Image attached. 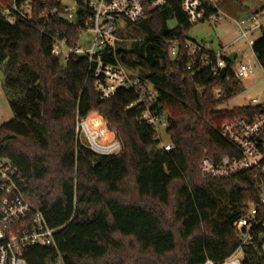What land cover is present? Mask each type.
Returning a JSON list of instances; mask_svg holds the SVG:
<instances>
[{
	"label": "trees",
	"instance_id": "16d2710c",
	"mask_svg": "<svg viewBox=\"0 0 264 264\" xmlns=\"http://www.w3.org/2000/svg\"><path fill=\"white\" fill-rule=\"evenodd\" d=\"M0 1V9L10 2ZM42 1L34 0L32 21L10 24L0 11L2 87L13 113L0 123V156L23 173L28 196L48 225L59 228L57 250L29 247L28 264H56L58 252L64 264L223 262L241 242L234 222L249 202H260V188L249 174L205 177L199 166L203 157L219 160L235 153L221 133L226 121L263 108H218L244 90L243 82L230 70L224 77L209 68L186 70V39L197 23L178 0H167L126 24L121 34L138 39L118 50L129 70L155 85L159 109L168 113L167 132L175 147L160 149L155 130L138 120L140 111L127 108L137 98L132 89L101 99L86 56L63 64L53 55L55 33L71 29L55 22L49 32L38 14L60 0ZM252 47L264 68V31ZM92 112L100 113L121 139V154L100 155L78 142L77 115ZM242 260L264 264V243L244 246Z\"/></svg>",
	"mask_w": 264,
	"mask_h": 264
},
{
	"label": "built area",
	"instance_id": "2783aa9c",
	"mask_svg": "<svg viewBox=\"0 0 264 264\" xmlns=\"http://www.w3.org/2000/svg\"><path fill=\"white\" fill-rule=\"evenodd\" d=\"M178 1L193 23L210 21L217 24L225 16L220 10L221 0ZM45 2L42 1L43 4ZM166 3L167 0H60L57 5L44 6L38 15L49 26V32L50 25L55 22L71 29V33H55L53 55L63 64L76 59V56H86L96 76L95 87L101 99L112 98L121 88L132 89L137 98L127 108H137L140 111L138 120L155 130L158 147L170 151L175 145L167 132L169 116L159 109L155 85L129 70L118 56L119 48L131 41L121 34L125 32L126 24L143 19L149 10L162 8ZM0 4L3 5L1 1ZM36 9L34 0H10L0 11L7 22L16 24L32 21ZM236 24L238 39H245L253 46L252 37L264 31V9ZM172 43L171 53L176 55L178 42L173 40ZM186 48L188 63L185 68L192 73L209 68L217 76L221 75L222 68L227 67L226 76L230 70L235 78L242 80L254 76L257 69L250 56L236 67H229L227 59L231 54H228L227 46L211 50L189 38L186 39ZM110 57L114 61H109ZM236 58L237 54L235 61ZM215 96L221 98L223 91L217 89ZM247 106H261L263 109L256 115L247 114L228 120L221 128L222 135L234 146L235 153L219 160L203 157L199 170L202 176L221 179L251 175L260 188V202H249L246 212L234 222L241 237L237 250L223 262L207 259L203 264H243L242 248L257 242L264 243V103L253 98ZM76 137L78 142L100 155H119L123 151L121 139L98 112L77 115ZM27 186L23 173L10 159L0 156V264H28L25 253L32 246H48L57 250L55 235L59 228L48 225L39 205L28 196ZM56 264H64L59 252Z\"/></svg>",
	"mask_w": 264,
	"mask_h": 264
},
{
	"label": "rangeland",
	"instance_id": "374dc122",
	"mask_svg": "<svg viewBox=\"0 0 264 264\" xmlns=\"http://www.w3.org/2000/svg\"><path fill=\"white\" fill-rule=\"evenodd\" d=\"M262 7H264V0H221L220 10L225 15L221 22L217 24L210 21L199 22L189 31L188 36L190 39L203 43L208 49L219 50L222 46H227L228 54L236 53L237 58L231 64V68L236 67L247 56H250L257 66L254 76L242 79L244 90L219 106V109L242 107L247 105L253 98H257L264 103V68L259 65L252 45L245 39H238L239 28L236 24V22L250 17ZM170 23L174 25L173 20ZM260 36L261 33H256L251 39L252 42L254 43ZM131 39L136 38L131 37ZM230 44L233 45L230 46ZM2 80L3 72L0 69V123L9 121L13 117L6 93L2 87Z\"/></svg>",
	"mask_w": 264,
	"mask_h": 264
},
{
	"label": "water",
	"instance_id": "95a60500",
	"mask_svg": "<svg viewBox=\"0 0 264 264\" xmlns=\"http://www.w3.org/2000/svg\"><path fill=\"white\" fill-rule=\"evenodd\" d=\"M235 56H236L235 53L231 54L229 56V58H228L229 61L233 63L235 61ZM226 73H227V67L222 68V70H221V76L222 77L226 76Z\"/></svg>",
	"mask_w": 264,
	"mask_h": 264
},
{
	"label": "crops",
	"instance_id": "0c3cea01",
	"mask_svg": "<svg viewBox=\"0 0 264 264\" xmlns=\"http://www.w3.org/2000/svg\"><path fill=\"white\" fill-rule=\"evenodd\" d=\"M236 54V53H235Z\"/></svg>",
	"mask_w": 264,
	"mask_h": 264
}]
</instances>
